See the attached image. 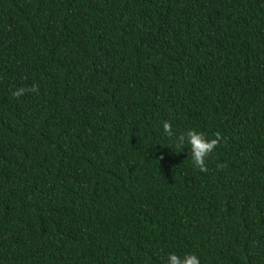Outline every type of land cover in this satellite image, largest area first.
I'll use <instances>...</instances> for the list:
<instances>
[{"label":"trees","instance_id":"16d2710c","mask_svg":"<svg viewBox=\"0 0 264 264\" xmlns=\"http://www.w3.org/2000/svg\"><path fill=\"white\" fill-rule=\"evenodd\" d=\"M170 254L264 264V0H0V264Z\"/></svg>","mask_w":264,"mask_h":264},{"label":"clouds","instance_id":"9594fccd","mask_svg":"<svg viewBox=\"0 0 264 264\" xmlns=\"http://www.w3.org/2000/svg\"><path fill=\"white\" fill-rule=\"evenodd\" d=\"M28 93H39V86L34 84L28 88L20 87L19 89L13 91L12 95L19 99ZM163 131L170 137L175 136L172 125L169 122H165L163 124ZM222 141L226 142V138L220 132H216L214 134V138L208 139L202 132L188 130L178 136H175L174 150L181 153L184 151L185 145H189L191 148V158L193 164L200 171L206 172V159L221 146ZM168 264H201V261L195 254H187L183 258L176 254H170L168 257Z\"/></svg>","mask_w":264,"mask_h":264}]
</instances>
